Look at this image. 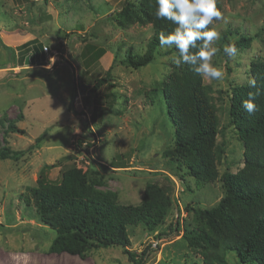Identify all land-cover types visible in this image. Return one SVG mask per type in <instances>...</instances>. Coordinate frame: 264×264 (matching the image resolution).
<instances>
[{
	"label": "rangeland",
	"instance_id": "374dc122",
	"mask_svg": "<svg viewBox=\"0 0 264 264\" xmlns=\"http://www.w3.org/2000/svg\"><path fill=\"white\" fill-rule=\"evenodd\" d=\"M125 1L140 0H0V120L23 118L7 145L23 150L43 134L39 147L18 162L0 160V264H134L121 248L89 249L83 259L51 254L53 231L42 224L32 206L20 199L36 186L44 166L47 180L59 182L75 165L99 193L116 195L123 205L141 202L148 184L172 188L171 206L153 232L143 226L127 229L130 246L141 264H203L183 238L196 209H211L223 196L218 181L196 187L193 177L164 150L173 146L174 127L167 114L161 84L178 66L171 48H159L147 66L120 64L126 50L145 54L150 25L120 27L116 16ZM222 19L211 28L220 32V49L212 64L225 75L203 83L212 90L224 146L219 173L243 168L244 148L229 126L231 90L250 80L251 61H264V0H216ZM250 37L246 49L230 60L223 46ZM37 40L43 46L41 66L28 65L18 47ZM87 46L102 49L98 60L85 66ZM84 56V57H83ZM110 72V85L92 92L93 83ZM5 124V123H4ZM0 128V147L3 146ZM227 264H239L230 252Z\"/></svg>",
	"mask_w": 264,
	"mask_h": 264
},
{
	"label": "trees",
	"instance_id": "16d2710c",
	"mask_svg": "<svg viewBox=\"0 0 264 264\" xmlns=\"http://www.w3.org/2000/svg\"><path fill=\"white\" fill-rule=\"evenodd\" d=\"M218 10L220 5L216 2ZM156 0H140L138 3L125 1L116 16L120 27L150 25L153 32L147 43L145 54L138 56L131 47L121 65L139 69L150 64L156 57L159 34L174 31L171 21L157 19ZM209 26L208 30H211ZM250 37L241 36L235 41L237 49H246ZM201 41H197L198 51ZM42 44L31 40L18 47L19 59L28 58L31 65L41 66L45 60ZM85 66L102 56V49L87 46ZM170 53L177 55L176 49ZM250 80L256 81V88L248 83L231 90L228 117L244 148V166L236 173L228 170L219 173L218 166L224 157V146L217 142L220 122L217 109L212 102L211 88L203 83V77L196 75L189 65H181L171 71L161 84L167 114L174 127L173 146L164 150V157L182 165L193 177L196 187L201 188L219 180L223 196L211 209H196L193 222L183 234L188 248L199 255L203 264H227L230 252L239 264H264V61L256 58L249 66ZM110 72L94 81L92 92L104 84L110 85ZM249 92L257 93L254 103L259 110L248 114L242 108V101ZM23 115L15 120H0L3 130V146L0 160L18 162L25 154L39 147L44 136H38L23 150H14L7 145L10 133L24 135L16 126ZM5 123V124H4ZM52 166H44L36 186L27 187L19 197L27 206H32L39 221L49 227L54 238L48 248L51 254H67L85 257L89 249L121 248L129 261L141 264L142 257L130 252L127 229L143 226L153 232L167 216L171 206L172 188L148 184L143 198L137 205L119 204L115 194L99 193L88 184L86 175L73 165L61 173L59 182L47 180L45 172Z\"/></svg>",
	"mask_w": 264,
	"mask_h": 264
},
{
	"label": "clouds",
	"instance_id": "9594fccd",
	"mask_svg": "<svg viewBox=\"0 0 264 264\" xmlns=\"http://www.w3.org/2000/svg\"><path fill=\"white\" fill-rule=\"evenodd\" d=\"M156 4V18L176 25L172 33L159 34V46L162 49H176V66L189 65L196 75L210 81L222 79L224 71L212 64V58L220 51L214 46L220 39V32L214 27L208 30L215 21L222 19L216 0H156ZM197 41L202 43L198 51L193 52L192 49H197ZM223 52L230 60H234L238 54L234 43L224 45ZM248 86L256 88V81L249 80ZM256 95L255 92H249L248 99L242 101L243 110L250 115L259 110L254 103Z\"/></svg>",
	"mask_w": 264,
	"mask_h": 264
},
{
	"label": "water",
	"instance_id": "95a60500",
	"mask_svg": "<svg viewBox=\"0 0 264 264\" xmlns=\"http://www.w3.org/2000/svg\"><path fill=\"white\" fill-rule=\"evenodd\" d=\"M25 64H26V65L29 64V60H28V58L25 59Z\"/></svg>",
	"mask_w": 264,
	"mask_h": 264
}]
</instances>
